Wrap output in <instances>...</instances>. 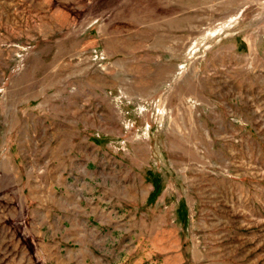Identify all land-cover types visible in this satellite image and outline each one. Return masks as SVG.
Returning a JSON list of instances; mask_svg holds the SVG:
<instances>
[{"label":"rangeland","instance_id":"obj_1","mask_svg":"<svg viewBox=\"0 0 264 264\" xmlns=\"http://www.w3.org/2000/svg\"><path fill=\"white\" fill-rule=\"evenodd\" d=\"M0 264H264V0H0Z\"/></svg>","mask_w":264,"mask_h":264}]
</instances>
